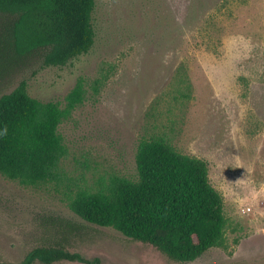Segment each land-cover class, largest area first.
<instances>
[{"label":"rangeland","instance_id":"rangeland-1","mask_svg":"<svg viewBox=\"0 0 264 264\" xmlns=\"http://www.w3.org/2000/svg\"><path fill=\"white\" fill-rule=\"evenodd\" d=\"M95 3L87 54L63 67L29 58L0 77V96L24 81L31 97L61 109L78 81L83 89L58 127L61 182L23 186L0 175V263H21L46 237L40 225L64 219L85 227L68 249L88 261L264 264V0ZM153 136L207 164L223 200L224 249L177 263L69 209L78 187L134 176L138 144Z\"/></svg>","mask_w":264,"mask_h":264},{"label":"trees","instance_id":"trees-1","mask_svg":"<svg viewBox=\"0 0 264 264\" xmlns=\"http://www.w3.org/2000/svg\"><path fill=\"white\" fill-rule=\"evenodd\" d=\"M95 8V0H0V77L29 58L63 67L87 54L96 36ZM82 98L81 81L66 96L64 109L31 97L24 81L1 95L0 127L7 133L0 137V175L23 186L61 182L67 149L58 127ZM134 159V176L111 177L97 190L78 187L71 212L178 263L224 249L223 200L209 183L207 164L179 153L162 136L140 141ZM40 226L46 237L19 264H102L69 251L71 241L86 232L81 223L51 219Z\"/></svg>","mask_w":264,"mask_h":264},{"label":"clouds","instance_id":"clouds-1","mask_svg":"<svg viewBox=\"0 0 264 264\" xmlns=\"http://www.w3.org/2000/svg\"><path fill=\"white\" fill-rule=\"evenodd\" d=\"M7 133V129L0 127V137L4 136Z\"/></svg>","mask_w":264,"mask_h":264},{"label":"flooded vegetation","instance_id":"flooded-vegetation-1","mask_svg":"<svg viewBox=\"0 0 264 264\" xmlns=\"http://www.w3.org/2000/svg\"><path fill=\"white\" fill-rule=\"evenodd\" d=\"M169 259V258H168ZM175 262V261H174ZM178 263V262H177Z\"/></svg>","mask_w":264,"mask_h":264}]
</instances>
